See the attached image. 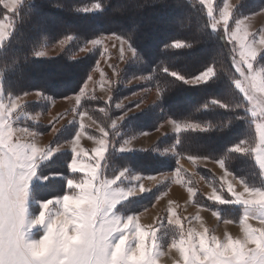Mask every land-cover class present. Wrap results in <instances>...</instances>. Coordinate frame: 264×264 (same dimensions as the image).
Listing matches in <instances>:
<instances>
[{
    "label": "trees",
    "instance_id": "trees-1",
    "mask_svg": "<svg viewBox=\"0 0 264 264\" xmlns=\"http://www.w3.org/2000/svg\"><path fill=\"white\" fill-rule=\"evenodd\" d=\"M223 1L214 0L215 16ZM91 2L99 3L100 8L82 10ZM263 7L264 0H240L232 10L229 24ZM3 15L13 19L9 34L0 46V85L8 96L30 90L50 98L78 92L95 64L97 53L77 58H73L72 53L97 35L111 33L127 37L131 34L129 42L136 56L122 66L118 78L149 75L147 84L161 88L160 99L108 131L113 148L109 145L102 161L105 177L120 170L143 174L174 170L178 157L194 156L222 159L225 168L248 186L263 185L252 155L230 151L244 139L249 141L246 146L253 147L255 129L247 112V102L233 83L238 76L232 64L233 44L224 38L222 29H210L211 18L200 0H22L14 13L0 3V17ZM65 35H71L72 40L58 56H35L38 48ZM173 40H184L187 46L173 49L170 47ZM257 63L264 65V52L258 56ZM209 66L215 68V76L198 85H189L162 71L167 67L169 72L189 78ZM135 86H116L107 100L88 95L81 100L78 109L108 129L109 122L121 109L113 104ZM213 100L220 103L213 104ZM221 103L225 107H221ZM47 107V101L26 102L20 111L32 112ZM167 118L197 122L208 130L168 134L146 150L118 152L115 149L122 139L152 130ZM28 126L44 132L42 128L47 125L36 122ZM75 130L73 124L65 125L49 145L53 147L69 139ZM112 132L119 134L114 137ZM171 146L175 152L156 151ZM71 156L68 150L58 151L38 165L37 174L48 176L45 181L32 183V197L45 199L65 192L64 178L69 174L67 165ZM150 193L122 203L124 211L142 208L150 201ZM143 197L146 202L142 201Z\"/></svg>",
    "mask_w": 264,
    "mask_h": 264
},
{
    "label": "snow or ice",
    "instance_id": "snow-or-ice-1",
    "mask_svg": "<svg viewBox=\"0 0 264 264\" xmlns=\"http://www.w3.org/2000/svg\"><path fill=\"white\" fill-rule=\"evenodd\" d=\"M21 2L22 0H0L10 13H14ZM200 3L207 8L208 17L213 18L212 0H200ZM99 8L100 4L95 3L86 7L84 11ZM231 9L232 5H229L228 0H224L219 12L224 21V38L228 43L235 41L232 48L234 53L232 64L238 78L234 77L233 83L249 105L247 112L250 113L251 123L254 125L256 143L254 147H249L246 146L249 145V141L244 139L233 145L230 151L251 154L261 175L264 176V65L256 66L258 56L264 52V27L258 29L259 40L249 41V37L254 33L246 30L247 26L241 28L249 16L236 20L235 27L231 28L228 23L229 16H232ZM254 15H264V11ZM213 27L215 28V24ZM6 35L7 30L3 23H0V43L6 39ZM112 35L119 41L121 59L125 58V52L131 53L129 59L136 56V50L129 42L131 34L127 37ZM67 39L70 40L71 37ZM65 42L60 41L61 47ZM100 42L99 39H93L88 43L95 46ZM186 46L187 42L184 40H173L170 44L173 49ZM35 55L41 57L46 56V53L37 51ZM162 71L189 85L206 83L216 74L213 66L191 78L169 72L167 67H163ZM83 91L81 88V93ZM160 91L161 88L157 87L158 99ZM28 95L29 93H25L15 98L9 97L7 104L0 95V264H157L155 258L160 256L161 252L156 250L159 245L155 242V231L151 229L145 231L137 222L136 214L128 215L126 218L117 214V205L136 194L137 190L136 188L124 190L118 187L117 181L125 175L124 171L111 179L104 177L101 161L108 150V140L103 127L100 128L103 138L96 140L99 146L92 149L91 156H88L85 149L79 147L81 131L76 132L75 138L70 142L72 159L67 167L71 173H83V178H68L66 191L62 196L40 202V208L45 209L47 223H38L36 226L43 229L44 235L38 241L28 239L24 230L27 211L25 203L30 181L36 175L37 156L38 154L41 156V161L58 150L51 147L38 148L34 143H23L17 135V129L13 128L12 114L18 113L24 104V97ZM76 99L79 102L80 97L77 96ZM212 103L220 102L213 100ZM119 106L117 104V107ZM221 107L225 105L221 103ZM114 124L115 121L113 126ZM80 128L83 130V125ZM183 128L192 131L208 130L207 126L197 122L186 123ZM176 131H181L179 123L176 124ZM23 132L27 135H36L30 133L27 128H24ZM119 150L131 149L122 146ZM217 163L225 169L222 159L217 160ZM18 169L20 171H17ZM229 174L225 169V176ZM135 179L140 180L141 177ZM239 182L243 188L242 192L234 191L233 185L224 180L227 192L232 197L230 201H225L215 189L208 199L220 204L235 203L243 206L244 216L239 221L241 231L244 233L243 239H234L227 233L224 240L218 239L215 235L209 238L205 235L208 231L205 229V232L195 234L198 239L197 246L192 231H189L186 239L183 229L180 228L179 240L174 239L169 247L179 251L183 264H264V228L257 229L246 225L250 215L256 216L260 224L264 225V189L249 187L242 180ZM139 191L144 192L146 189L140 185ZM189 192L191 193L192 189H189ZM69 201L77 206L66 207ZM53 204L56 207L53 208ZM213 215L217 216V213L213 212ZM196 218L199 219L198 216ZM168 222L178 228L181 225V219H172L171 208ZM28 223L31 227V222ZM68 228H71V232L67 231ZM249 245L254 247L250 248Z\"/></svg>",
    "mask_w": 264,
    "mask_h": 264
},
{
    "label": "rangeland",
    "instance_id": "rangeland-1",
    "mask_svg": "<svg viewBox=\"0 0 264 264\" xmlns=\"http://www.w3.org/2000/svg\"><path fill=\"white\" fill-rule=\"evenodd\" d=\"M239 1L240 0H228L229 5H232L231 10H233V8L236 6V4L239 3ZM92 4H95V2H91L84 5L82 10H84L86 7H90ZM222 6L223 3L221 7ZM263 9L264 7L257 12L251 13L247 16L240 17V18H246L249 16L248 19L249 23L245 21V23L241 25V28H245V26H247L246 30L254 33V35L249 37V41L253 39L259 40L258 29L264 27V15H254V14H259ZM95 10L97 9H93L89 11H95ZM0 18L5 19L8 29L7 31L9 34L11 25H13L12 17H9L8 15H3ZM235 21L229 24L231 28L235 27ZM214 24H215V28L213 27ZM148 25H150V23H148ZM210 29L212 31H216L217 29H222V31L225 32L224 21L221 18L219 11L217 12L216 16L213 13V18H211V22H210ZM239 34L242 35V33ZM68 37H71V39L68 40L67 39ZM93 39H99L101 42L98 45L93 46L90 43H88ZM62 40L66 42L61 47L60 41ZM71 40H72L71 35L62 36L53 43L41 46L35 51V53L37 51H44L46 53V56H41V57L44 58L56 57L64 50V48L70 43ZM234 43L235 41L232 42V44ZM83 48H87L88 50L81 51V49ZM90 52L91 53L96 52L97 59L95 61L93 68L89 71L86 79L82 83L79 91L76 93L65 94L56 98L55 97L50 98L44 96L39 91L30 90L16 96H8L4 94L2 87L0 85V95L3 96L5 104H7L9 97L15 98L25 93H29L28 96L24 97V101L26 102H36V101L48 102V107L46 109L34 110L31 112V114L30 112H25V111L22 112L19 111L18 113L12 114L11 119L13 122V128L17 129V135L19 136V138L21 136V138L28 141V143L36 144L38 148L51 147L53 149H58L56 151L58 152L70 148L71 147L70 142L72 141V139L75 138L76 132L81 131V135L79 137V147L85 149L88 153V156H91L92 149L99 146L96 143V140L103 138L100 132L101 127H103L107 133L108 147L110 145L113 148V141L110 143L108 139V131L111 132V127H113V122L115 121L114 124L115 126L120 121L126 119L129 116H133L135 114L140 113L148 105L153 104L160 99V96L158 99L157 88L151 87L147 84L149 80V75H137L128 79L118 78L119 70L129 60L131 53L125 52L124 54L125 58L121 59L119 41H117L111 33L97 35L94 38L89 39L88 41L80 45L75 50V52L72 53L71 56L73 58L82 57L83 55ZM236 55L238 58V53H236ZM256 66L259 67L260 65H256ZM89 76L91 77V79H88ZM116 86L118 87L135 86V88L132 89L131 91L126 92L125 95L121 96L113 104L115 107H117V104H119L120 105L119 108L121 109L118 112V114L109 122L108 129H106L102 124H100V122L96 121V119L94 120L90 116L85 115V112L79 110L78 107L76 106L78 104L76 99L77 96L80 97L79 99L80 102L84 97H88V95H95L102 100L104 99L107 100L111 95L112 89ZM81 88L84 89L83 93H81ZM35 93H39L40 95L36 96ZM182 101L184 100L182 99ZM247 106L249 105L247 104ZM31 119H35L36 121H39L37 123H40L42 125H47L46 127L42 128L44 129V132H37L31 129V127L29 128L28 125H30V123H36ZM177 123L181 125V130H185L183 128V125H185L186 123H191V121L178 122L169 118L164 119L156 128L152 130L143 131L136 135H132L122 139L121 141H119L115 149L118 152L146 150L150 148L152 145H154L155 142H157V140L163 138L165 135L178 133L176 131ZM70 124H73L75 126L76 130L74 134L69 139L61 142L60 144L53 147L50 146L49 142L54 137V135L62 127ZM81 125H83V130H81L80 128ZM24 128H27L30 133H35L36 135L25 134L23 132ZM18 130H20L19 133ZM112 133L114 137H117V135L119 134L115 132ZM21 142L25 143L22 140ZM255 143H256V139H255ZM255 143L253 147L255 146ZM122 146H125L126 148H129L131 150L120 151L119 149ZM156 151H158L159 153L175 152L172 146L161 148ZM40 158L41 156L38 154L36 159V163H38V165L41 162L49 159L46 158L40 161ZM85 159H87V157H85ZM177 161H178L177 163L178 166L174 170H169V171L167 170V171L151 173V174H143L140 172L120 170L117 173H114V175H112L111 177L104 176L105 178L111 179L114 178L116 175H119L121 171H124L125 175L121 177L119 181H117L118 187H121L124 190H130L136 188L137 190L136 194L131 195L127 199L122 200L121 203L117 205L116 211L117 214L123 218H126L128 215L136 214L138 217L137 222L142 225V228L145 231L149 229L155 231L156 233L155 242L159 245V247L156 250L161 252V255L155 258L157 264H183V258L180 256L179 251L176 248L169 247L174 239L177 241L179 240L180 228L183 229L186 239L189 231L190 230L192 231L193 240L194 242L197 243V246H198V239L195 234L205 232V229L208 230L205 233V235L209 238L215 235L218 239L224 240L225 233H227L229 236H231L234 239L236 238L243 239L244 237V233L241 231V225L239 223L240 219L244 216L245 210L243 206L235 203L220 204L213 200L208 199V197L212 194L213 190L215 189L217 190L218 194H221V196L225 201H230L232 197L227 192V185L224 184V180H226L227 182L233 185L234 191L242 192L243 188L239 182V180L241 179L239 177H236L226 168L225 169L230 174L225 176V169L221 168L220 164L217 163V160H213L210 158L194 157V156L191 158L178 157ZM258 170L260 172L259 168ZM17 171H20V169H18ZM211 174L215 176L218 182L213 179ZM83 175H84L83 173H71L69 171V174L64 178L65 184L68 178L80 179L83 178ZM47 176H39L36 172V175L30 181L28 198L25 203V207L27 211L25 216L26 223L24 230L27 232L28 239L34 241H38L42 239L44 235L43 229L36 225L38 223H47V217L44 216L45 209L40 208L39 206L40 202L44 200L52 199L54 197H59L64 194L63 193L61 195L52 196L45 199H37L31 196L32 183L35 181L36 182L45 181ZM135 177H141V179L136 180ZM261 178L263 179L264 182V176L261 175ZM140 185H143L146 191L140 192L139 191ZM257 188L264 189V183L263 185ZM189 189H192L191 193L189 192ZM148 193H150L149 195L150 201L146 202V198L143 197L142 201L144 200L146 204L142 206V208L140 209L133 208L131 209V211H124L125 205H122V203H124L128 199H135V198L137 199L141 197V195H147ZM65 206L68 208H73L76 207L77 205L69 201L66 203ZM52 207L54 208L56 206L53 204ZM170 208L172 210V219L173 220H175L176 218L181 219V225L179 226V228L175 224H170L168 222ZM213 212H216L217 216H214ZM222 215H228L230 218H224L225 216L223 217ZM197 216L199 217V219L196 218ZM225 220H228L229 222L224 223ZM28 222H31V227H29ZM246 225L257 229L264 228V225L260 224L259 219L256 216H251V215L249 219L246 221ZM67 231L71 232V228H68ZM134 243L135 242L133 241V244ZM248 247L251 248L254 247V245H249ZM142 255L143 252L141 251V256ZM201 261H203V254H201Z\"/></svg>",
    "mask_w": 264,
    "mask_h": 264
},
{
    "label": "crops",
    "instance_id": "crops-1",
    "mask_svg": "<svg viewBox=\"0 0 264 264\" xmlns=\"http://www.w3.org/2000/svg\"><path fill=\"white\" fill-rule=\"evenodd\" d=\"M212 4H213V6H214V0H212ZM2 5H3V7H4V4H3V3H2ZM4 8H5V7H4ZM5 9H6V8H5ZM205 9H206V11H207V8H206V7H205ZM6 10H7V9H6ZM262 11H264V9H263ZM262 11H261V12H262ZM239 19H242V18H239ZM247 22H248V20H247ZM0 23H3L4 28H5L6 30H8V29H7V24H6L5 19H1V18H0ZM248 23H249V22H248ZM7 36H8V31H7L6 38H7ZM5 40H6V39H5ZM5 40H4V41H5ZM4 41H3V42H4ZM3 42L0 43V46L3 44ZM104 100H105V99H104ZM79 102H80V100H79ZM79 102H78V104L76 105L77 107H78L79 104H80ZM24 103H26V101H24ZM19 111H20V109L18 110V112H19ZM21 112H22V111H21ZM20 114H21V113H20ZM30 114H31V112H30ZM83 115H84V114H83ZM85 115L89 116L87 113H85ZM31 118H32V117H31ZM91 118H92V117H91ZM31 120H33V121H35V122H39V121H36L35 119H31ZM81 123H82V122H81ZM83 124H84V123H83ZM20 126H21V125H20ZM20 126H19V127H20ZM21 127H22V126H21ZM19 131H20V130H18V133H19ZM82 133H83V132H82ZM85 135H86V134H85ZM26 136H27V135H26ZM89 136H90V135H89ZM20 138H21V136H20ZM21 140L24 141L25 143H28V141H26V140H24V139H22V138H21ZM30 142H31V141H30ZM44 145H45V144H44ZM52 149H53V148H52ZM66 150L71 151V147L68 148V149H66ZM55 152H56V151H54V152H53L48 158H50Z\"/></svg>",
    "mask_w": 264,
    "mask_h": 264
}]
</instances>
